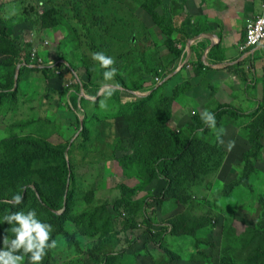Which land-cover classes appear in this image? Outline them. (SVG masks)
<instances>
[{
	"label": "rangeland",
	"instance_id": "374dc122",
	"mask_svg": "<svg viewBox=\"0 0 264 264\" xmlns=\"http://www.w3.org/2000/svg\"><path fill=\"white\" fill-rule=\"evenodd\" d=\"M161 1L0 0V202L24 197L0 216L34 208L53 225L58 245L43 264H264V156L258 163L251 144L264 117L251 102L256 79L211 65L212 35L193 27L213 23L204 9L213 0ZM245 13L235 18L239 44L257 14ZM96 51L116 61L112 81L91 60ZM189 54L195 60L181 64ZM63 58L87 85L27 65ZM205 110L215 129L201 121ZM148 196L163 203L141 209ZM9 227L0 224V247Z\"/></svg>",
	"mask_w": 264,
	"mask_h": 264
},
{
	"label": "clouds",
	"instance_id": "9594fccd",
	"mask_svg": "<svg viewBox=\"0 0 264 264\" xmlns=\"http://www.w3.org/2000/svg\"><path fill=\"white\" fill-rule=\"evenodd\" d=\"M261 23H264V18L258 21V24ZM91 60L104 69L102 76L105 81H112L118 74V69L115 67L116 61L111 55L96 51L91 53ZM104 87L109 89L105 94L111 96L119 87V82ZM100 92L101 90H98L97 95H100ZM200 119L209 129H215L217 126L215 114L211 111H203ZM23 200V194L16 192L11 196L9 203L15 208ZM4 223L10 226L7 232H10L11 236L3 237V246L0 247V264H24L25 257H27V264H43L48 250L58 245L57 239L51 238L53 225L41 219L34 208L27 211L22 209L8 211L0 216V224Z\"/></svg>",
	"mask_w": 264,
	"mask_h": 264
},
{
	"label": "crops",
	"instance_id": "0c3cea01",
	"mask_svg": "<svg viewBox=\"0 0 264 264\" xmlns=\"http://www.w3.org/2000/svg\"><path fill=\"white\" fill-rule=\"evenodd\" d=\"M236 1L237 0H226L227 3L222 4L221 1L219 3L213 0L210 1V9H207L208 7H206V2L204 1L205 3L203 5L206 7L204 8L206 14L205 16L208 17L209 21L211 20V22H213L209 25L211 34L208 35L212 36H209V41L211 40V47L207 45L209 47L207 52L213 50L216 45L221 43L218 38L221 37L223 45L219 49L221 52L216 54V56L220 59V62H222L220 63L221 66L223 68L228 67V70L231 71L227 73L229 77L234 76L235 78L243 77L256 79V84L253 85L254 89L251 96V102L254 103V106L256 103L257 110L264 105V45L249 54H244L239 47V42H236L234 39V32H237L240 26L238 21L235 22V18H237L236 15L240 16L239 13H242V16L245 15L246 18H249L251 14L248 15L245 13V10L251 9L253 12L257 13V16L261 11V0H247L248 2H251V5H248L246 2L238 4ZM238 7L242 8L241 11ZM239 19H242V17H239ZM230 25H235L234 29H230ZM214 27L218 28V31L213 29ZM226 29H228L227 32ZM245 32L243 36L245 35ZM224 56L226 59L221 61ZM190 59L192 61L195 60L194 58L192 59V57ZM263 156L264 150L262 151V157Z\"/></svg>",
	"mask_w": 264,
	"mask_h": 264
},
{
	"label": "trees",
	"instance_id": "16d2710c",
	"mask_svg": "<svg viewBox=\"0 0 264 264\" xmlns=\"http://www.w3.org/2000/svg\"><path fill=\"white\" fill-rule=\"evenodd\" d=\"M163 4V0L161 1V5ZM144 9L147 11V13L151 16V17H158V11H157V9H158V7L157 6H155L154 4H152V2H150V1H148L147 2V4H146V6H144ZM165 12H166V15H165V17L167 18V19H169V20H172V16H174V14L171 12V8L168 10L167 8H166V10H165ZM209 22H207V24L206 25H204V27H202V28H197V26H194L193 27V31L195 30L196 31V33L197 34H199V35H202V34H211L210 33V28H209ZM187 31H188V29H187ZM187 35H191L190 34V32L188 31L187 32ZM221 41H222V39H221ZM223 44H222V42L217 46V47H215L213 50H210V52H209V54H208V59H209V61H210V63H211V65H218V64H220V63H222V62H220V59H218L217 58V56H216V54H218V53H220L221 52V50H219L220 48H221V46H222ZM195 46V45H194ZM208 48L209 47H207L206 46V50H208ZM204 54H205V52H204ZM204 54H203V56H201V61H203L204 62V60H203V58H204ZM54 59H58V58H54ZM226 58H225V56L221 59V61L222 60H225ZM57 61H64V62H66L68 65H69V72L71 73V74H73L74 76H76V77H79V74H78V71H77V68L73 65V64H70L69 62H67L66 61V59L64 60V58L63 59H59V60H57ZM27 65L30 67V63L29 62H27ZM42 70H45L46 72H49V73H52L53 75H55V77L56 78H62V77H64L63 75H58L57 73H55L52 69H50V68H44V69H42ZM76 74V75H75ZM164 75H167L168 76V74L167 73H161V74H159V76L158 77H164ZM82 77V76H81ZM80 78V77H79ZM83 78V77H82ZM57 80V79H56ZM82 81H84L83 79L81 80V78H80V83H78V84H82ZM58 82L59 83H61L62 82V80H60V79H58ZM122 82V84L123 85H126V83L122 80L121 81ZM153 82H156V80H154ZM77 84V85H78ZM165 84V83H164ZM164 84H162V85H160L159 87H156V89H155V91L156 90H158V91H160V92H163L164 91V89H165V85ZM62 85H63V82H62ZM85 85H87V83L84 81V86ZM126 87H128V86H126ZM78 90L80 91H82V88H81V86H79L78 87ZM128 91V89L126 88V92ZM154 91V92H155ZM129 94H132L133 92H128ZM262 112H264V105L260 108V110H259V112L257 113V114H255V116H256V118L258 119V116H259V114L260 113H262ZM226 114H222V117H221V120L223 119V117L225 116ZM251 129H252V132H253V135H255V137L253 136V138H251V144H252V147H255L254 148V154H257L258 155V157H256V159H259V162L258 163H260V162H262V151L264 150V117L263 118H259V120L251 127ZM170 129L166 126V131H162L164 134L167 132V131H169ZM173 132V131H172ZM174 133V132H173ZM174 134H176V133H174ZM180 134V133H179ZM177 136H178V134H177ZM180 136V135H179ZM63 154V153H62ZM258 163H253V166L251 167V169L252 170H254V169H257L256 168V165L258 164ZM169 166V162L168 161H166V160H164V161H161L160 162V169H162V170H164L166 167H168ZM164 173L165 174H167L168 172H166V171H164ZM162 198H163V196H159V197H154V196H152V201H153V203L150 201V197L148 196V197H146V198H144L143 199V201H142V204L140 205V208L141 209H143L144 208V206L145 205H147V206H152V204H156V206H157V204H162L163 203V200H162ZM261 200H262V204H264V196L261 198ZM0 207H12V205L11 204H4V203H2V202H0ZM152 207H154V206H152ZM147 213L145 212H143V216L144 215H146ZM264 219V218H263Z\"/></svg>",
	"mask_w": 264,
	"mask_h": 264
},
{
	"label": "built area",
	"instance_id": "2783aa9c",
	"mask_svg": "<svg viewBox=\"0 0 264 264\" xmlns=\"http://www.w3.org/2000/svg\"><path fill=\"white\" fill-rule=\"evenodd\" d=\"M260 3H261V6H260L261 11L255 18H253V20H250L248 22L246 26L245 35L243 36L242 42L240 43V49L242 53L244 54H249L250 52L264 45V23L258 24V21L264 18V0H262ZM44 44L48 45L49 43L45 42ZM192 45L194 46L195 44H192ZM33 49L35 53L33 60H35L36 58L35 55L36 53H38L37 52L38 49L35 47ZM188 57H189V60L186 61L185 56H184L182 58L181 64H185L189 61L192 62V60L190 59L192 57L191 54H189ZM40 61H41L40 64L38 63L34 64L33 62L30 61V66L36 67V68H42V69L50 68L58 75H63V76H67V74L69 73V65L64 61L51 62L49 65L43 64L42 59ZM156 83L162 84L163 81H161L160 78H157Z\"/></svg>",
	"mask_w": 264,
	"mask_h": 264
},
{
	"label": "bare ground",
	"instance_id": "6f19581e",
	"mask_svg": "<svg viewBox=\"0 0 264 264\" xmlns=\"http://www.w3.org/2000/svg\"><path fill=\"white\" fill-rule=\"evenodd\" d=\"M189 53V52H188Z\"/></svg>",
	"mask_w": 264,
	"mask_h": 264
}]
</instances>
